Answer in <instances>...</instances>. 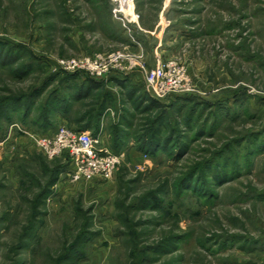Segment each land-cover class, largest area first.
<instances>
[{"label":"rangeland","instance_id":"1","mask_svg":"<svg viewBox=\"0 0 264 264\" xmlns=\"http://www.w3.org/2000/svg\"><path fill=\"white\" fill-rule=\"evenodd\" d=\"M128 3L0 0V264H264V0ZM94 52L125 56L107 78L62 68ZM131 57L174 63L193 90L146 96ZM54 93L123 155L110 180H71L68 153L15 126L44 132ZM149 126L171 137L155 155Z\"/></svg>","mask_w":264,"mask_h":264},{"label":"built area","instance_id":"2","mask_svg":"<svg viewBox=\"0 0 264 264\" xmlns=\"http://www.w3.org/2000/svg\"><path fill=\"white\" fill-rule=\"evenodd\" d=\"M123 53H93L78 58L60 61L62 68L68 72L85 71L91 76L107 78L120 68ZM129 72L135 69L142 74L145 89L151 98L164 99L173 94L193 90L190 79L184 77L174 63L158 59L149 65L140 58L129 59ZM31 138L36 147L50 158L63 153L70 156V165L66 175L71 180L87 181L110 180L122 160L123 155L115 153L109 143L104 141L102 133L93 134L86 130L60 124L54 132H34L22 123L15 125ZM14 126H12L13 129Z\"/></svg>","mask_w":264,"mask_h":264},{"label":"trees","instance_id":"3","mask_svg":"<svg viewBox=\"0 0 264 264\" xmlns=\"http://www.w3.org/2000/svg\"><path fill=\"white\" fill-rule=\"evenodd\" d=\"M84 87H87V82H85V84H83L80 87L79 94H78V96L76 95V97H75L76 99L75 100L80 101L82 99H86V98H88V96H90V94H92L91 89H89L90 87H87L85 90H84ZM56 94L57 93H54L51 96V98L48 100V103H47V105H46V107L44 109V114L42 115V120L43 121L45 120L44 123L48 126L46 128V130H45V126H44L45 124L43 125L42 128H43L44 132H48L49 129H51V128L55 127V125H57V120H58L59 116H65L69 120V122L71 123L69 125L72 126V123H75L76 125H78V127H79L78 129L82 130V128H90L91 127L92 124L89 121H86L85 124L83 123L84 121H82V120H79L77 122L76 121L75 122L71 121V119H70V111L74 107L75 102L73 101L72 98L70 99V97H66V96L62 97V96L56 95ZM32 95H34V94H31L28 97V100L30 98L32 99V97H33ZM27 104L28 105H26L27 108H26V111H25V112H27V113H25L26 116H27L28 111H29L28 110L29 102ZM3 108L5 109L6 114H8L7 111H9V109L7 107H4V106H3ZM102 114H104L103 111L102 110H98L96 118L99 117L98 120H100L101 117H102ZM52 118H54L53 121H52ZM98 120H97V122H99ZM27 121H28L27 118H25V119L22 118L21 119V122L26 123ZM149 127H148V130H144L145 131L144 135H142L140 137V141H141V144H142L141 149H143L146 152V154L155 155L157 153L156 152L157 149H160V148L163 149V148L167 147V144L170 143L169 141L171 140L170 139L171 137H168L165 141H163L162 138L159 137V135H158L159 130H157L155 127H150V129H149ZM190 176H191V174H190ZM189 180H190V177H189V179L187 181H189ZM152 202H153L155 207L160 206V204H159L160 198L159 197L155 196L153 198Z\"/></svg>","mask_w":264,"mask_h":264},{"label":"crops","instance_id":"4","mask_svg":"<svg viewBox=\"0 0 264 264\" xmlns=\"http://www.w3.org/2000/svg\"><path fill=\"white\" fill-rule=\"evenodd\" d=\"M130 76V79L133 80V82L135 84H138V82H141L142 84L144 83L143 82V79H142V75H139V73H133L132 75H129ZM145 93H146V96L150 97L147 93V91L145 90ZM112 96L114 98V100L116 101L118 98L116 97V95L114 93H112ZM119 110V105L117 106L115 104V110H114V114L116 116H119L120 112L118 111ZM60 124H71L69 122V120L65 117V116H59L58 117V120H57V125H55V127L49 129L48 131L50 132H54V130L60 125ZM72 126L73 127H76V128H79L78 125H76L75 123H72ZM32 130H34L33 128H30Z\"/></svg>","mask_w":264,"mask_h":264},{"label":"bare ground","instance_id":"5","mask_svg":"<svg viewBox=\"0 0 264 264\" xmlns=\"http://www.w3.org/2000/svg\"><path fill=\"white\" fill-rule=\"evenodd\" d=\"M129 1V3H128V7H133V5L131 4L132 3V0H128Z\"/></svg>","mask_w":264,"mask_h":264}]
</instances>
